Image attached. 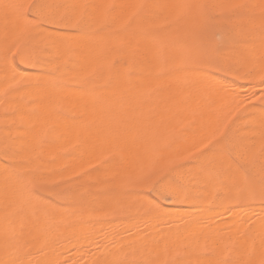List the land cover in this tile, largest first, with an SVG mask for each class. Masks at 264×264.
Returning <instances> with one entry per match:
<instances>
[{"label":"snow or ice","instance_id":"1","mask_svg":"<svg viewBox=\"0 0 264 264\" xmlns=\"http://www.w3.org/2000/svg\"><path fill=\"white\" fill-rule=\"evenodd\" d=\"M0 8L16 17L15 28H6L0 37L6 48L0 59L6 70L20 77L5 81L0 96L22 90L17 84L33 87L38 93L53 90L57 103L71 93L76 95L82 113H91L100 120L94 138L84 134L87 125L73 129L71 142L61 146L50 163L73 162L55 170L33 167L31 158L21 163L5 145L0 155V204L9 226L0 236V264H34L33 248L28 242L33 221L50 224L55 221L54 203L62 206L59 201L83 202L82 191L95 195L97 185L88 181L93 172L110 165L118 171L107 182L120 189H147L140 195L149 197L143 204L149 215L159 211L162 200L187 202L182 199L186 193L184 173L191 175V170H196L198 183L226 189L241 206L252 207L259 201L261 213L234 221L229 229L233 235L223 248H210L206 243L200 249L212 256L220 254V259H212L209 264H242L224 253L248 242L255 245L258 241L264 248V0H61L57 4L18 0L0 4ZM220 23L225 24L223 34L216 42L207 43L205 34ZM48 25L56 27L45 34ZM69 31L74 36L93 38L92 45L81 52L80 42L66 37ZM159 35L165 38L144 50L132 43L137 36ZM257 43L261 68L238 77L248 80L251 88L249 92H238L227 80L233 74L232 55ZM60 46L72 54V59L47 73L51 79L46 84H30L29 78L17 71L20 65H34L43 52ZM252 58V54L245 57ZM145 72L150 75L142 76ZM137 77L147 83H137ZM173 83L190 90L185 100L166 104L161 113L149 116L147 127L131 135L117 118L122 101L132 96L146 100ZM192 92L196 97L223 93L230 100L228 113L215 122L204 121L200 118L202 107L190 103ZM256 99L260 101L258 114ZM185 110H190V115L182 117ZM48 143L46 131L37 134L33 140L36 154ZM88 157H94L96 163ZM40 232L43 240L36 252L43 255L49 241L47 229L41 228ZM185 241L186 236L177 232L143 246L139 255L97 259L93 264H184L178 257L192 251ZM35 264L75 262L50 260Z\"/></svg>","mask_w":264,"mask_h":264},{"label":"rangeland","instance_id":"2","mask_svg":"<svg viewBox=\"0 0 264 264\" xmlns=\"http://www.w3.org/2000/svg\"><path fill=\"white\" fill-rule=\"evenodd\" d=\"M1 1H6V2H8V3H10V0H1ZM1 1H0V4H2L1 3ZM12 2L11 3H14L15 1H18V0H11ZM26 1V3L27 2H33V3H45V1H46V3L47 4H57V3H60L61 2V0H53V1H50L49 2V0H23V2H25ZM57 1V2H56ZM118 1V0H117ZM150 1H151V3H155V2H157L158 0H144V2H147V3H150ZM166 1V0H165ZM225 1L226 0H216V2H218V3H225ZM159 2H164V0H159ZM169 3H172V2H177V0H175V1H168ZM195 2H205V0H195ZM10 12V11H9ZM7 13L6 15L7 16H5V11L3 10L2 11V9L0 8V34H2V36H3V34H4V32H5V29L7 28V29H9V30H11V29H13V28H15V26H16V17L14 18V13H12V15H13V17H11L10 15V13ZM10 14V15H9ZM9 16V17H8ZM14 18V19H13ZM12 19L14 20V21H12ZM7 20H8V22H7ZM1 21H3V22H1ZM10 22L12 23V26H11V24H10ZM14 22V23H13ZM189 23H191V21H188ZM233 24H238V23H240L239 21H233L232 22ZM6 26H8V27H6ZM4 27V28H3ZM56 26L55 25H48V26H45V29H44V31H45V33L48 31H52L54 28H55ZM47 28V29H46ZM225 28V24L224 23H220V24H218V25H216L214 28H212V29H210L206 34H205V36H204V40L207 42V43H209V44H212V43H214V42H216L217 41V39H218V37H220L222 34H223V29ZM50 29V30H49ZM47 30V31H46ZM71 33V31H69V33H66V34H70ZM72 35V34H71ZM2 36H0V37H2ZM142 38V37H144V36H137V37H135L134 39H133V41L132 42H135L136 40H137V38ZM144 38H146V39H149L151 42H153L154 44L156 43V42H158V41H161V40H163L165 37L163 36V35H159V36H156V37H144ZM0 46H1V48H0V57H2V55H4V52H2L3 50H5L6 48H5V46L2 44V43H0ZM4 46V47H3ZM6 52V51H5ZM249 54L248 53H246V52H244L243 50H240L239 52H237V53H235V54H233L232 55V58H231V63H232V65H233V74L231 75V76H228L227 77V80L228 81H230L231 83H230V86H238L239 88H235L238 92H242L243 91V87L245 88V86H246V88L244 89V92H246L248 89V92L250 91V87L248 86V85H250V82L248 81V80H246V79H243V78H238V77H243V76H245V75H248V74H250V73H253V72H258L259 70H260V67H257V63L254 61V59L252 58V59H248V60H246L245 59V57L246 56H248ZM238 61V63H236ZM241 63L243 64H245L244 66H240L241 65ZM37 64L38 63H36V64H34V65H28V64H25V65H20L19 66V68H18V70L17 71H20L21 70V73H25V74H40L42 71H40V66L38 67L37 66ZM64 64V63H63ZM62 64V65H63ZM74 66V65H73ZM5 67V65L3 64V62H2V59H0V70L1 69H3ZM22 71H25V72H22ZM49 73V72H48ZM137 78H139V77H137ZM146 81V80H145ZM145 81L144 80H137V83H145ZM147 82V81H146ZM247 83V84H246ZM175 85H176V87L178 86L176 83H173L172 84V86L171 85H169V87L167 86V87H164V88H161V89H158L157 90V92L153 95V96H151L150 98H148V100L146 99H143V98H139V97H136V96H134V97H136V98H138L137 100V102H136V100H134V99H136V98H134L133 96H132V98H134L133 99V101H131L132 99L131 98H129V97H127V98H125L124 100H123V102H122V104H123V110L121 109V113L119 112L118 113V119H120L122 122H123V124H124V126L127 128L128 126H126L127 124H130V125H132V126H129L128 127V131H129V133L131 134V135H134L135 133V131L133 130V129H135V130H137V131H139V129L141 130V129H143V128H145V127H147V123H148V118H149V115H156V113H157V111L160 113V112H162V107H164V103L165 104H174V103H179L180 101H178V100H176V98L175 97H179V96H181L182 95V92H180V91H182L185 87H182L183 85H181L180 86V84H179V86L180 87H177L178 88V91L176 90V87H175ZM16 87H21L22 88V85H20V84H17L16 85ZM242 87V90H238V89H240ZM166 88L168 89V91H166ZM179 88H181V89H179ZM248 88V89H247ZM234 89V88H233ZM180 90V91H179ZM177 91V92H176ZM186 91V90H185ZM187 91H189V89H187ZM186 91V92H187ZM168 93V94H167ZM177 93H179V96H176L177 95ZM181 93V94H180ZM194 92H192V94H193ZM186 94V95H185ZM188 94H189V92H187V93H183V96L185 95V96H188ZM211 94L213 95V98H214V95H215V100L217 99V103H218V107L216 106V107H214L215 105H214V101H213V103H211L212 102V100H213V98H210V96H211ZM211 94H207V95H201L200 97H197V98H199V99H201V101H199L200 103H202V104H200L201 105V107H206L207 108V110L209 111V112H207V110H206V108L205 109H203L202 110V112L200 113L201 115H200V118H205V116H206V119H203L204 121L205 120H207L206 122H210V123H212V122H215L216 120H215V118H218V116H219V118L218 119H221L220 118V116L222 115V119L226 116V114L228 113V111H229V108H230V100H229V98H223V97H225V96H223V94H221L218 98H217V94L218 93H216L215 94V92H213V93H211ZM220 94V93H219ZM169 95V96H168ZM161 96V97H160ZM171 96V97H170ZM184 96V97H185ZM37 97H39V96H37ZM37 97H36V99H34V98H31V97H28V96H25V97H16V98H11V97H3L0 101V155H2V153H3V150H4V147H5V145H8L10 148H11V152H12V156H13V158L15 159V160H17V161H19V162H21V163H23L26 159H28V158H31L32 160H33V167H35L36 165H40V166H42V164H43V166L42 167H46V168H50V169H53V170H55V169H58L60 166H61V164H67V163H72L73 161H71V160H61V161H59L58 162V164L57 163H55V165L54 164H52V163H50V161H51V159H52V157L53 156H57V154H58V151H59V148L61 147V145L63 146H65V143H67L66 145H68V142L67 141H65V140H68V136H67V134H69V132L67 133L66 131H69V128L70 129H72V128H76L78 125H81V124H84V125H87V128H86V130H87V132L89 133V134H85V135H89L90 136V138H94L95 136L94 135H96V133H97V130H98V127L100 126V120L97 118V117H95V116H93L91 113H89V115L90 116H88V118H90L91 120H89L88 121V118H87V121L85 120L86 118V113H84L85 115H81L82 114V110L80 109V108H78L79 106H77L76 107V105L75 104H77V103H75L73 106H74V108L76 109V110H81V112L79 113V110H78V112H76V113H79V115L78 114H76L75 112H71L70 113V115L68 114L69 112H68V110L70 111V109L73 107H69V106H66V105H64V103H57V101L56 100H54V99H52L53 97H48V98H45V97H43V96H40V98H38L37 99ZM184 97H182V99L183 100H185V98ZM222 97V99L224 100V101H221V102H219V98H221ZM9 99V102L7 101L8 99ZM27 98V99H26ZM45 98V99H44ZM51 98V100H48L49 102H47L48 104H46V100L47 99H50ZM66 98H67V96H66ZM72 98H74V97H71V98H69L70 100H72ZM76 98V97H75ZM74 98V99H75ZM129 98V99H128ZM181 97H179L178 99H180ZM194 98H196V96H195V94H193V96H192V100H191V102L193 101V99ZM208 98V99H207ZM7 99V100H6ZM44 99V100H43ZM64 99V101H65V98H63ZM68 99V100H69ZM141 99V100H140ZM161 99V100H160ZM164 99V100H163ZM182 99H180V100H182ZM209 99H211V101H210V104H208L209 102ZM222 99H220V100H222ZM225 99H228V100H225ZM3 100L5 101V102H3ZM36 100H38V101H36ZM43 100V101H42ZM67 100V101H68ZM166 100H168V101H166ZM196 100V99H195ZM63 101V102H64ZM76 101H78L77 99H76ZM157 101V102H156ZM162 101V102H161ZM166 101V102H165ZM178 101V102H177ZM13 103V105H11L12 103ZM18 103L17 104V106H16V104L15 103ZM42 102H45V103H43L42 104ZM71 102V101H70ZM72 102H73V100H72ZM134 102V103H133ZM146 102V103H145ZM158 102H160V103H158ZM182 102V101H181ZM222 102H223V107L221 108V104H222ZM11 103V104H10ZM19 103H20V106L22 105V107H20L19 106ZM33 105V104H39V106L42 104V105H44V104H46V105H44V106H40L41 108L43 107V109L44 108H46V109H49V110H47V114H45L46 115V117H49L50 116V112H52L53 111V114L51 113V116H50V118H51V120H49V119H47L45 116H44V114L42 113V112H45L46 113V111H44V110H46V109H42L41 111L42 112H40V107H38V106H36L35 107V105H33V106H30L31 104ZM57 103V104H56ZM67 103V102H66ZM65 103V104H66ZM132 103H133V105H132ZM193 103V102H192ZM216 103V104H217ZM227 103H229V104H227ZM255 103L257 104V111H256V113L258 112L259 113V103H260V101H259V99H256L255 100ZM28 104H30V105H28ZM67 104H69V103H67ZM127 104V105H126ZM129 104V105H128ZM138 104H139V106H138ZM158 104V105H157ZM196 104H198V103H196ZM3 105V106H2ZM26 105V106H25ZM28 105V106H27ZM78 105V104H77ZM131 105V106H130ZM155 105V106H154ZM161 106V108L159 109V107ZM203 105V106H202ZM224 105H228V107H226V106H224ZM16 106V107H15ZM23 106L25 107V109L23 108ZM32 107V108H30V107ZM53 106V107H52ZM135 106H137V107H135ZM146 108H145V107ZM159 106V107H158ZM3 107V108H2ZM18 107V108H17ZM19 107H20V110H19ZM40 108L39 110H38V108ZM51 107V108H50ZM54 107H56V108H54ZM69 107V108H68ZM138 107H139V111H138V113L139 114H136L137 112V110H138ZM143 107V108H142ZM226 107V108H225ZM30 108V109H29ZM74 108L73 109H71V110H73V111H75L74 110ZM78 108V109H77ZM136 108H137V110H136ZM216 108V109H215ZM220 110V111H217L218 109ZM224 108V110H222L221 111V109H223ZM32 109V110H31ZM53 109V110H52ZM57 109V110H56ZM210 109V110H209ZM227 109H228V111H227ZM17 110H18V113H19V115H20V112L21 113H23L22 115H28L29 113V118H27V117H25L26 118V120H25V118L24 119H22V115H18V113H17ZM25 110V111H24ZM153 110V111H152ZM205 110V112H203ZM32 111V112H31ZM67 111V112H66ZM151 111V112H150ZM187 111V114H188V112H189V114L188 115H190V110L188 111V110H186ZM130 112H132V113H130ZM150 112V113H149ZM185 112V111H184ZM222 112V113H221ZM223 112H224V115H223ZM226 112V113H225ZM34 113V114H33ZM62 115H61V114ZM66 113H67V116H66ZM72 113H74V114H72ZM155 113V114H154ZM204 113H206V115L204 116L203 114ZM208 113H210V118H209V116H207L208 115ZM219 113V114H218ZM221 113V114H220ZM36 114V115H35ZM43 114V115H42ZM158 114V113H157ZM49 115V116H48ZM54 115H56V119H58V120H61L64 116H66V119L68 118V115L71 117V119H70V117H69V119H67V120H65L64 118V121H61L62 123L64 122V124H65V121L68 123V126L65 124H63L64 126H62V125H59L60 127L62 126L63 127V130H62V133H64V132H66L67 134H60V133H58L59 131L61 132V128L58 126V129L55 127L56 126V119H54V117H53V119H52V116H54ZM59 115L61 116L60 118H59ZM88 115V114H87ZM138 115V116H137ZM140 115V116H139ZM143 115V117H141ZM7 116V117H6ZM33 116H34V118H33ZM91 116H92V118H91ZM130 116V117H129ZM133 116L135 117V118H133ZM187 115L186 114H183L182 115V117H186ZM207 117L209 118V119H207ZM7 118V119H6ZM8 118H10V119H8ZM14 118H16V119H14ZM30 118H32L31 119V122H30V124H29V120H30ZM46 119L47 120V122L45 121H43L42 119ZM80 118H84V120L82 119V120H80ZM145 118V120H143ZM5 119V120H4ZM35 119V120H34ZM44 119V120H45ZM73 119V120H72ZM142 119V120H141ZM7 120H9L8 122L9 123H7ZM23 120H24V124H23ZM28 120V122L27 123H25V121H27ZM38 120V122H36ZM39 120H40V122H39ZM51 121V122H49V121ZM56 121L54 124V126L53 125H51V123H52V121ZM79 120V121H78ZM97 120V121H96ZM124 120V121H123ZM141 120V122H139ZM4 121H6V122H4ZM34 121V122H33ZM98 122L97 124L96 123H94V122ZM137 121V122H136ZM35 122H36V124H38V125H36L35 126V128H37V129H35L34 128V130H33V128L32 127H34V125H35ZM59 122V121H58ZM61 122H60V124H61ZM74 122H76L75 124H74ZM91 122V123H90ZM34 123V124H33ZM47 123L49 124V126L47 125ZM69 123H70V125H69ZM87 123V124H86ZM89 123V124H88ZM132 123V124H131ZM27 124V125H26ZM29 124V125H28ZM42 125L41 127L43 128H40V126L39 125ZM45 124V125H44ZM59 124V123H58ZM78 124V125H77ZM91 124V125H90ZM92 124H94V126H92ZM135 124H137V125H135ZM76 125V126H75ZM97 125H98V127H97ZM53 126V127H52ZM67 126V127H66ZM70 126V127H69ZM73 126V127H72ZM90 126V127H89ZM137 126V127H136ZM7 127V128H6ZM92 127H93V129H92ZM132 127H133V129H132ZM39 128V129H38ZM56 128V129H55ZM16 129V130H15ZM19 129H21V132L19 131ZM24 129L26 130V132H27V134H26V132L24 131ZM40 129H42V130H40ZM55 129V130H54ZM65 129H66V131H65ZM37 130V131H36ZM38 130H39V132H38ZM5 131V132H4ZM17 131H18V133H17ZM35 132V134L37 135L38 133L39 134H41L42 133V131L43 132H47V135H48V139H49V143L43 148V150L40 152V154L39 155H36V152L34 151V147H33V140H34V137H35V134H34V132ZM57 131V132H56ZM73 131V130H72ZM92 131H94L93 133H95V134H93L92 133ZM132 131V132H131ZM136 131V132H137ZM8 132H9V134H8ZM29 132V133H28ZM70 132H71V130H70ZM21 133H25V134H23V135H21ZM49 133V134H48ZM72 133V132H71ZM85 133H86V131H85ZM90 133H92V135L94 136V137H91L92 135L90 134ZM30 134V135H29ZM73 134V133H72ZM72 134H70V135H72ZM27 135V136H26ZM50 135H52V136H50ZM61 135L63 136V137H61ZM28 137V138H27ZM30 137V138H29ZM32 137H33V139H32ZM55 137V138H54ZM58 138V140L60 139V141L59 142H61L60 144L58 143V140H56L57 138ZM65 137L67 138V139H65ZM70 137H73V135L72 136H70ZM26 138V139H25ZM23 139H25L24 141H23ZM30 139H32V140H30ZM22 141V142H21ZM5 142V143H4ZM27 142V143H26ZM65 142V143H64ZM71 142V139H70V141H69V143ZM25 143V144H24ZM31 144V145H30ZM51 146V147H50ZM20 147H22V149H20ZM50 150L51 148V151H52V154H53V156H52V154H51V152H49V154L48 153H46L45 151H48V149ZM57 147V148H56ZM182 147V146H181ZM44 149H46V150H44ZM23 151V152H22ZM55 154H54V153ZM47 155V156H46ZM41 158V159H40ZM89 159H91L92 158V161L93 162H95L96 160H95V158L94 157H88ZM60 164V165H59ZM49 165V166H48ZM2 166V165H1ZM0 166V167H1ZM113 166H115V165H110V166H108L107 167V169L106 170H101L100 172H93V175L90 177V178H93L92 180L91 179H89V181L88 182H92V183H96V188L93 190L94 191V193H95V195H92V196H88L87 195V193L86 192H83L82 191V196L83 197H85V199L83 200V202H76V201H71V200H69V201H59V204L60 205H62L63 207H64V209H66V210H64V209H62V207L61 206H57V204L56 203H54L53 204V206H52V210H53V213H54V215H55V217H56V219H55V221L54 222H52V223H50V224H45L43 221H41V220H39L40 222H41V225L39 226V223H38V225H37V221L35 220V221H33V226H32V228H34V230H35V232L39 229H37L36 227H40V229L43 227V228H46L47 229V236H49L50 234H49V232H50V230H51V235L52 234H54L53 233V231H54V228H55V232H56V230L57 229H63L62 227H65V229H63V231L70 237V238H72V240L73 239H75V241L77 240L75 237L77 236V238H78V236H80L81 238H82V234L85 232L83 229H85V230H87L91 225H84L83 226V229H82V226L81 225H83V224H81V223H78V224H81V225H79L80 227H81V229L84 231L83 233H80V232H82L81 231V229H80V231H79V228L80 227H75L76 225H75V221H73L74 220V218H72L73 216L75 217V215H76V217H75V219L77 220V218L79 217L78 216V214L79 215H82V213H83V215L82 216H84V217H82V218H80V221L79 222H81V220H83V219H85V221L86 222H84V223H87L88 221L87 220H89V222H90V224H91V222L92 223H94V221L93 220H97V222H96V226L98 225V227H96V230H97V228H101L102 229V227H103V231L102 230H100V233H99V231L97 232H95L94 231V229H93V227L92 226H94L95 225V223H94V225H92L90 228V230H92L93 232H95V235H96V233H97V235H101L102 237H100V235L98 236V239L100 240H97V237H95L93 240H95L94 242L95 243H93V240L91 239V244H95V246L96 245H101V243H102V245H101V247L100 248H98L99 250L101 249L102 251H103V253L101 254V251H97L95 248V246L94 245H90V243H88V245H89V248H91V247H93V249H94V251H93V253L91 252L92 250L91 249H89L88 248V245L86 244L85 246L86 247H84V244H85V242L84 241H90L89 239L87 240H85V239H82V240H84L83 242H81L80 240H77V241H79L82 245L81 246H83V247H80L79 248V245L76 247L77 248V251H80L81 250V248H82V250H85L86 248L87 249H89V250H85V252L83 251V253L81 252H79L80 254H81V256L82 255H84L85 253H87L88 254V252H89V254L87 255L88 257H87V259L86 260H84L83 259V257H85V256H82V258H81V256H80V264L81 263H83V264H85V263H87L88 261H89V263H87V264H90V262H91V264H93V262L91 261L92 259H93V261L95 260V258H96V256L97 255H99L100 254V257L102 256V255H106V254H108V252L110 253V251H107V250H110L111 249V245H112V243L114 244V242H110V238L112 239V237H114L113 235H115L114 233V229L116 230H118V229H120L121 227H123V226H121V224L120 223H122V221H123V223H125L124 221H126V224H128V230H130V228L129 227H131V226H129L130 224L129 223H127L128 221L130 222L131 220V222H133V220H137V222H138V224L140 225H142L143 226V224H145L141 219H143V216L145 215L146 216V214H147V209L146 208H144L143 207V204H144V201L145 200H147V199H149V197H147V196H144V195H140L141 193H146L147 192V189L146 188H144V187H136V188H131V189H120V188H118V187H115L112 183H110V182H107V181H110L115 175H116V171H118V169H117V167L115 166L114 168H113ZM110 168H111V171H109L110 170ZM114 169V170H113ZM109 173H108V172ZM102 172V173H101ZM106 172H107V174H106ZM104 173L106 174V175H108V176H105L104 175ZM111 173V174H110ZM113 173V174H112ZM188 173L189 172H185L184 173V183L186 184V193H185V196L184 197H182V199H185L186 201H187V203L186 202H176L175 200H172V201H169V200H162L160 203H159V205H158V208H159V213L158 212H156V213H158V214H156L155 215V213H153V215H155V217H157V218H159L157 215H159V216H164L165 218H166V220L168 219L167 217H168V215H162L161 214V210L162 209H176V210H171L172 212H170V214H171V216H173V217H175V216H177V214L179 215L180 213L179 212H177V210L179 211V209H180V211H182L183 210V212L185 213V212H187V213H189V212H191V213H189V215L190 216H188L187 217V214H185V217H181V218H179L180 217V215L178 216V222H177V218H176V222H177V225H176V223H175V221H173V219H175V218H173L172 219V217L171 216H169V217H171L170 219H168L167 221L166 220H163V221H165L164 223L166 224H161L162 223V220H161V223H160V221H158V220H160V218L157 220V223H156V220L154 221V218L153 219H151V220H153V222H155L156 224V228L158 229V227H157V225L160 227V229H164V226H166L165 228H167L168 226L169 227H171L172 228V226L174 227V228H172V229H175V230H177V228L182 224V223H184L185 224V226L184 225H181V226H184V228L187 226V224H188V220L190 219V217H191V215L193 216V215H195V216H193V217H196L198 214H200L201 212H206L205 210H207V212H208V210H210V211H212L213 210V212H215L214 211V209L215 210H217L218 208V212L220 213V211L219 210H223V208H227L226 210H223V211H225L224 213L225 214H221V215H219V213H217V211L215 212V213H209V215L210 216H212L209 220L211 221V222H209V223H211L212 224V220H215L216 222H217V220L218 219H212V218H214L213 217V215L214 214H216L217 216L216 217H218V216H220V217H218L219 218V220L218 221H220V219H221V221L219 222V224L222 222V219L223 220H226L227 221V219H228V223L227 222H225V224L227 225V224H229V222H230V224H229V229L230 228H232L233 227V225H232V223L235 221V222H237L235 219H236V215L234 214V213H238V217H237V219L238 220H240L239 219V217L240 218H242V220H244V219H247L246 217H250V216H252L253 214H251V213H253V212H255V213H260V211H261V209L260 210H258V208H260V206L258 205L259 204V201H257V202H255V204L253 205V207H256V206H258V208H256V210H252V209H254V208H248L247 206H241V204H240V202L239 201H236V200H233V199H231L230 197H229V195H228V193H227V190L226 189H223V188H221V187H219L218 185H216V184H210V186H209V184H206V186H205V184H200L199 183V185H197L198 183H197V180H198V176H195L194 178H192L194 175H197V173H196V170H191V175H189L188 176ZM99 174V175H98ZM95 175V176H94ZM96 175H97V178H96ZM111 177V178H110ZM58 178V177H57ZM106 178V179H105ZM97 179V180H96ZM195 180V181H194ZM104 181H106V182H104ZM100 182H101V184H100ZM109 183H110V185H109ZM207 188H209V189H207ZM199 190H201V191H199ZM204 190V191H203ZM221 190V191H220ZM203 191V192H202ZM205 191H206V193H205ZM223 191H225V193H223ZM195 192V193H194ZM125 193H127V194H125ZM188 193H190V194H188ZM201 193V194H200ZM132 195V196H131ZM138 195V196H137ZM190 195V196H189ZM205 195V196H204ZM189 196V197H188ZM204 196V197H203ZM53 198H52V200L53 201H56V197L53 195L52 196ZM95 197H97V198H95ZM144 197H145V199H144ZM210 197V198H209ZM217 197V198H216ZM222 198L223 200H221V199H219V198ZM55 198V199H54ZM190 198V199H189ZM192 199V200H191ZM142 200V201H141ZM216 200V203H214V201ZM219 200H221V204H219L220 202H219ZM174 201V202H173ZM192 203H191V202ZM93 202H95V203H93ZM165 202V203H164ZM95 204V205H94ZM100 204H102V205H100ZM186 204H188V205H186ZM216 204V205H215ZM215 205V206H214ZM219 206L217 209H216V206ZM256 205V206H255ZM162 206V207H161ZM225 206V207H224ZM66 207H68V208H66ZM195 207L196 208H198L197 210H198V214H194V213H196L197 212V210H192V208L193 209H195ZM200 207H202V209H203V211H202V209H200ZM221 207H222V209H221ZM228 207H229V209H231L232 208V211L231 210H229L228 209ZM238 209H237V208ZM240 207V208H239ZM243 207V208H242ZM2 208H3V206L2 205H0V211H1V213H0V219L1 220H4V215H3V210H2ZM71 208V209H70ZM95 208V209H94ZM234 208V209H233ZM246 208H248V210L250 211V209H251V213H249V211L247 210V215H246ZM59 209H62L63 210V213L65 212L66 214L68 213V215H66V216H64L63 217V215L60 217V213H62V211H60L59 212V215H58V211H59ZM130 209V210H129ZM146 209V210H145ZM186 209V210H185ZM127 210H129V211H127ZM132 210V211H131ZM190 210V211H189ZM192 210V211H191ZM236 210H238V211H236ZM161 211V212H160ZM196 211V212H195ZM227 211H228V213H227ZM230 211H231V213H233V215H235L233 218H232V221H229L230 220V216L232 217V215H230ZM245 211V212H244ZM253 211V212H252ZM103 212V213H102ZM130 212V213H129ZM137 212H138V214H137ZM182 212V213H183ZM240 212H241V214H240ZM77 213V214H76ZM203 213H201V215H203L204 217V220L206 219V222H203V223H201L202 221H204V220H202L203 218H201L200 216L198 217H196V218H199V219H201V222H200V220H197L198 222H200L201 224H205L206 225V227L203 225H201V227H205V229L206 228H208L207 227V224H208V219L207 218H205V216H208V215H206L205 213L203 214ZM243 213V214H242ZM244 213H245V217H244ZM71 214H73V216H71ZM75 214V215H74ZM106 215V217H105V215ZM131 214V215H130ZM169 214V215H170ZM228 215V216H225V215ZM175 215V216H174ZM182 215V214H181ZM184 215V214H183ZM182 215V216H183ZM230 215V216H229ZM241 215V216H240ZM88 216V217H87ZM148 216H150L149 214H147V218H148ZM152 216L151 217H149V218H152ZM221 216H223L222 218H221ZM71 219H70V218ZM104 217V218H103ZM138 217H140L141 219V221L143 222V224L141 223V221L139 220V218ZM187 217V218H186ZM193 217H191V219L193 218ZM215 217V218H216ZM60 218V219H59ZM68 218V219H67ZM86 218H88V219H86ZM136 218V219H135ZM145 218V217H144ZM186 220H185V219ZM255 218V217H254ZM58 219V220H57ZM62 219V220H61ZM66 219V220H65ZM70 219V220H69ZM73 219V220H72ZM102 219H104V221L102 220ZM107 219H109V220H107ZM122 219V220H121ZM163 219V218H162ZM172 219V222L173 223H175V225H172V222L170 221ZM184 219V220H183ZM212 219V220H211ZM79 220V219H78ZM98 220H100V222H101V220H102V223H99V221ZM114 220V221H113ZM118 220H121V222L119 223L120 224V228L116 225V227H118V228H113L114 226H112L111 227V223L112 222H115V224L117 223L116 221H118ZM139 220V221H138ZM144 220V219H143ZM145 220H147V219H145ZM150 220V219H149ZM149 220L148 221H145L146 223L147 222H149ZM151 220H150V222H151ZM180 220V221H179ZM70 221V222H69ZM84 221V220H83ZM109 221H111V223H109ZM134 221V222H135ZM168 221H170V223H168ZM181 221H185V222H187V223H185V222H182V223H180ZM196 221V220H195ZM241 221V220H240ZM88 222V223H89ZM130 222V223H131ZM140 222V223H139ZM149 222V223H150ZM192 222V225H191V223H190V225H189V227H194V226H198V223H197V225H193V220L191 221ZM2 223V222H1ZM3 223H5V221L3 222ZM2 223V224H3ZM35 223H36V225H35ZM56 223V224H55ZM69 223V224H68ZM99 223V224H98ZM136 223V222H135ZM148 223V225H150V224H153L154 225V223H150L149 224ZM218 223V222H217ZM7 224V223H6ZM43 224V225H42ZM52 224V225H51ZM57 225V226H59V228H57V226H54V228H52V226L53 225ZM66 224V225H65ZM102 225V227H101V225ZM180 224V225H179ZM210 224V225H211ZM214 224H215V222H214ZM45 225V226H44ZM72 225V227H71V229H70V227L69 226H71ZM147 225V224H146ZM146 225H144L143 227L142 226H140L139 227V229H137L139 232H144L145 231V229H146ZM147 225V226H148ZM161 225H162V228H161ZM168 225V226H167ZM213 225V224H212ZM211 225V226H212ZM216 225V224H215ZM1 226V225H0ZM4 226V225H3ZM9 226V225H8ZM61 226V227H60ZM100 226V227H99ZM127 226V225H126ZM210 226V227H211ZM214 226V225H213ZM68 227V228H67ZM73 227H75V228H77L76 229V231H78V232H76V233H74V231L73 230H75V228L73 229ZM144 228L145 227V229H144V231H143V229L142 228ZM188 226H187V229L189 228ZM195 227V228H196ZM198 227H200V224H199V226ZM209 227V228H210ZM3 228V227H2ZM112 228V229H111ZM125 229L124 230H126V227H124ZM138 228V227H137ZM170 228V229H171ZM180 228V227H179ZM179 228H178V231H179ZM181 228H183V227H181ZM180 228V229H181ZM183 228V229H184ZM52 229H53V231H52ZM59 229V230H60ZM68 229V230H67ZM73 229V230H72ZM111 229V230H110ZM142 229V230H141ZM159 229V230H160ZM183 229H181L182 231H183ZM202 229V228H201ZM201 229H200V232H202L201 231ZM204 229V231H206ZM3 230H5V228L3 229ZM33 229H32V233H35V232H33L34 231ZM59 230H57V231H59ZM90 230H87V231H89L90 232ZM127 230V231H128ZM180 230V231H181ZM185 230V229H184ZM196 230V235H197V228L195 229ZM194 230V231H195ZM199 230V229H198ZM203 230V229H202ZM226 230V229H225ZM0 231H1V229H0ZM49 231V232H48ZM68 231V232H67ZM71 231H72V234L74 233V234H76V236L73 238L72 237V235H70L71 234ZM114 232L113 233V235H112V237H111V235H110V232ZM119 231V230H118ZM131 231L132 230H130V232L129 233H131ZM177 231V232H178ZM179 231V232H180ZM181 231V232H182ZM190 231H192L191 229H190ZM193 231V232H194ZM204 231H203V233H200L199 231V233H200V236L198 235L197 237L195 236V235H193V234H195V232L193 233V232H190L191 234H189V236L190 237H192V239L188 236V235H186V241L185 242H189L190 240L189 239H191V240H193L194 238H193V236L195 237V238H197V239H199L200 238V240H198L197 241V239H195V241L198 243V244H201V245H195V243H194V241H193V243H194V246L192 245V244H188L189 246V248L192 250L191 252H190V254H188V255H185V256H182V257H178V259H181L183 262H184V264H197V261L194 259V256H195V258H196V256H197V254H198V260H199V258H200V260H199V262H198V264H209V262H202V261H204V259L205 258H203V256L205 257V256H207L206 257V259H207V261H210V260H212V259H214L213 258V256L212 255H209V254H207V253H203V252H201L200 251V249H202L203 247H204V245L206 244H204V241H205V239L207 238V239H211L212 240V238L213 239H216V238H218V236L219 235H221V234H219L217 237H212L211 238V234L213 233V232H210V231H208L207 230V232H205L204 233ZM40 232V231H39ZM62 232V231H61ZM60 232V233H61ZM64 232H62L63 234H64ZM70 232V233H69ZM101 232H102V234H101ZM120 232H121V230H120ZM127 232V233H128ZM171 232H173L172 230H171ZM176 232V231H175ZM183 232H185V231H183ZM31 233V232H30ZM30 234V236L28 237V238H30V239H28V242L29 243H31V245H35L34 247L32 246V248H33V259H36V261H38V259L37 258H41L40 256V254H38L37 255V253L38 252H36L35 253V251H36V249H39L40 247H41V244L42 243H39V242H42V237H40L41 236V232H40V235L39 234H37V237H39V238H41V239H39V238H37L36 239V237H34V236H36V234L35 235H33V234ZM61 233V234H62ZM69 233V234H68ZM87 233V232H86ZM90 233H92V232H90ZM89 233V234H90ZM99 233V234H98ZM193 233V234H192ZM198 233V234H199ZM221 233V232H220ZM226 232H224V230H223V235L224 236H222V240H223V237H225L226 235ZM227 233H228V235H230V234H233L232 232H229V230L227 231ZM2 234H3V231L0 233V236H2ZM77 234H79V235H77ZM119 234H121L122 235V232L121 233H119ZM173 234H174V232H173ZM184 235L186 234V233H183ZM188 234V233H187ZM214 234V233H213ZM212 234V235H213ZM55 236V238L53 239V236H51L52 237V241L54 240L55 242H57V243H55L54 241H53V243H52V241L50 240V243H49V249L47 250V247H45L43 250L46 252L47 251V253H51L50 251L51 250H53V245H54V247H55V249H56V245L55 244H57V247H59L60 248V246H61V244H62V247H61V249L63 250V253H61L62 252V250L61 249H59V248H57V249H59V250H61L60 251V253H58V254H60L59 256L61 257V254H63L62 256H63V258H60V259H62L63 261H65V260H70V261H74L75 262V264H77L78 263V261H76V259H72V256H74V254L72 253V252H74V253H76L77 251H75L76 250V248L75 247H72V246H74V245H71V249L73 250H69V244H71V243H69L68 244V242H67V240L68 241H70V238H68L67 240H65L66 239V237H67V235H66V237H63V236H65V235H63L62 236V238L64 239H62L61 238V236H59V235H57V237H56V234H54ZM84 235V234H83ZM87 234H85V236H86ZM93 235H94V233H93ZM93 235H91V236H93ZM96 235V236H97ZM120 235V236H121ZM192 235V236H191ZM205 235H206V237H205ZM217 235V234H216ZM227 235V237H230V236H228ZM31 236H32V238H31ZM84 236V237H85ZM110 236V237H109ZM120 236H118V234H117V238L118 237H120ZM187 236L189 237V239L187 238ZM202 236H204V239H203V237ZM213 236H215V234L213 235ZM232 236V235H231ZM83 237V238H84ZM115 237H116V235H115ZM199 237V238H198ZM201 237H202V240H203V243H200L202 240H201ZM219 237H221V236H219ZM48 238V237H47ZM59 238V239H58ZM61 238V239H60ZM87 238H89V236L87 237ZM56 239L58 240V241H60L61 240V244H60V242H58V241H56ZM79 239V238H78ZM220 238H218V240H216V241H218L219 242V244L218 243H216L215 244V240L213 241L214 243H208L209 242V240H206V242H207V244H208V246L211 248V247H215V245L218 247L219 245H221V244H223V242L222 241H220L219 240ZM226 238H224V240H225ZM30 240L32 241V242H30ZM49 240V239H48ZM210 240V241H211ZM223 240V241H224ZM35 241L37 242V243H35ZM66 243H65V242ZM75 241H73V242H75ZM75 242V243H78V242ZM108 241V242H107ZM227 241V240H226ZM33 242L35 243V244H33ZM72 242V243H73ZM100 242V243H99ZM191 243H192V241H190ZM220 242H222L221 244H220ZM225 242V241H224ZM58 243L60 244L59 246H58ZM80 243H78V244H80ZM97 243V244H96ZM99 243V244H98ZM227 242H225V244H226ZM52 244V245H51ZM74 244V243H73ZM108 244H110V246L108 245ZM211 244H214L213 246L211 245ZM224 244V245H225ZM99 245V246H100ZM91 246V247H90ZM103 246V247H102ZM196 246L197 247H199L198 249L196 248ZM222 247V246H221ZM224 247V246H223ZM51 248V249H50ZM75 248V249H74ZM106 248V249H105ZM110 248V249H109ZM112 248H115V244H114V246H112ZM55 249L52 251L53 252V254H55L54 252H56L55 251ZM56 249V250H57ZM197 249V250H196ZM59 250H57V251H59ZM97 252H96V251ZM105 250V251H104ZM43 251V253H45ZM49 251V252H48ZM72 251V252H71ZM88 251V252H87ZM111 253H114V250L113 249H111ZM262 251H263V249H262ZM94 252H95V254H97L96 256L95 255H93L92 256V254H94ZM98 252H100L99 254H98ZM47 253H45L44 254V256L42 255V257H47L48 259H45V260H49V257H52V254H48V255H46ZM68 253V254H67ZM72 253V254H71ZM79 253H77L78 255H79ZM254 253V252H253ZM259 253L262 255V256H264V252H261V249H260V251H259ZM56 254H57V252H56ZM57 254V255H58ZM67 254V255H66ZM77 254H75L76 256H77V258L79 257ZM91 254V255H90ZM250 254L252 255V253H249L248 255H244L245 257L244 258H246L247 256L248 257H250ZM72 255V256H71ZM224 255L227 257V258H233L234 257V253L231 251V252H228V253H224ZM254 256H255V253L253 254ZM35 256H37L36 258H35ZM55 256V258L57 257L56 255H54ZM208 256H210V257H208ZM212 256V257H211ZM218 256V255H217ZM217 256L215 257V259L217 258ZM220 256V255H219ZM218 256V257H219ZM253 256V258H249V261L251 260V262L253 263V259L256 257H254ZM260 256V255H259ZM66 257V258H65ZM71 257V258H70ZM91 257H94V258H91V260H90V258ZM98 257V256H97ZM221 257V256H220ZM261 257V256H260ZM260 257L258 258V259H260ZM54 257H52V258H50V260H54L53 259ZM58 258V257H57ZM56 258V259H57ZM99 258V257H98ZM164 258H166V257H163V256H161V259H164ZM189 258V259H188ZM202 258H203V260H202ZM209 258H212V259H210L209 260ZM243 258V263L245 262L244 259ZM263 257H261V260H264V258L262 259ZM32 259V260H33ZM43 259L44 258H42V261H43ZM59 259V260H60ZM83 259V260H82ZM206 259H205V261H206ZM61 260V262H63ZM191 260V261H190ZM41 261V260H40ZM81 261H83V262H81ZM84 261H85V263H84ZM258 261V260H257ZM34 262V261H33ZM248 262L246 261V264H247ZM260 264V261L257 263L256 262V259L254 260V264ZM34 264H35V262H34ZM79 264V263H78ZM245 264V263H244ZM248 264H250V263H248Z\"/></svg>","mask_w":264,"mask_h":264},{"label":"bare ground","instance_id":"3","mask_svg":"<svg viewBox=\"0 0 264 264\" xmlns=\"http://www.w3.org/2000/svg\"><path fill=\"white\" fill-rule=\"evenodd\" d=\"M0 1H1V0H0ZM13 1H14V0H13ZM27 1H28V0H27ZM36 1H37V0H36ZM50 1H53V0H49V2H50ZM58 1H59V0H58ZM168 1H175V0H166V1L164 0V2H168ZM222 1H223V0H222ZM2 2H3V3H2ZM11 2H12V1L10 0V3H11ZM15 2H18V1H15ZM25 2H26V1H25ZM53 2H54V1H53ZM56 2H57V1H56ZM117 2H118V3H121V2H125V0H118ZM157 2H159V0H158ZM238 2H241V0H226V1H225V3H238ZM1 3H2V4H7L8 2H6V1H5V2H4V1H1ZM54 3H55V2H54ZM150 3H151V1H150ZM168 3H169V2H168ZM45 4H47L46 1H45ZM1 9H2V8H1ZM2 11H3V9H2ZM10 12H11V11H10ZM10 12H9V13H10ZM4 14H5V16H7L6 13H4ZM10 14H11V15H10ZM10 14H9V15H10L11 17H13L12 12H11ZM8 17H9V16H8ZM0 18H1V17H0ZM14 18H15V16H14ZM14 18H13V19H14ZM13 19H12V21H14ZM15 20H16V19H15ZM1 22H3V21H1ZM7 22H8V20H7ZM239 22H240V21H239ZM13 23H14V22H13ZM10 24H11V26H12V23H11V22H10ZM6 27H8V26H6ZM3 28H4V27H3ZM46 29H47V28H46ZM0 30H1V29H0ZM49 30H50V29H49ZM46 31H47V30H46ZM49 32H52V31H49ZM47 33H48V31H47L45 34H47ZM68 33H69V32H68ZM71 34H72V33H70V34H65V35H66L67 38L74 39V40H77V41L80 42V49H81V52L85 51L86 49H88V48L92 45V40H93V38L88 37V36H74V35H71ZM0 36H2V34H0ZM132 43H133V45H134L136 48H138V49H140V50H144V49H146V48H148V47L154 45L153 42H151L149 39H146V38H144V37H142V38L139 37V38H137V40H136L135 42H132ZM3 47H4V46H3ZM0 48H1V46H0ZM241 50H243L244 52H246V53H248V54H252L254 61L258 64L257 67H260V68H261V65H260V63H259L260 49H259V44H258V43H257V45H255V46H247V47H243V48H241ZM5 51H6V49L3 50L2 52H4V54H5ZM2 57H3V55H2ZM2 57H0V58H2ZM71 59H72V54L69 53V52L67 51V49L64 48L63 46L56 47V48H52L51 50H49V51H45V52H43V53L41 54L40 60H39V62H38V64H37L38 67L40 66V71H42L40 74H25V73H23V74L26 75V76L29 78V82H30V84H36V83L46 84V82H47L49 79H51V77L47 76L46 74H47L48 72H51V71L56 67L57 64H61V65H62L63 63L65 64V63L69 62ZM76 59H80V60H82L83 57H82V56H77ZM236 63H238V61H237ZM244 65H245L244 63H243V64L241 63L240 66H244ZM17 70H18V69H17ZM19 72H21V70H20ZM22 72H25V71H22ZM141 75L147 77V76L150 75V73L145 72V73H142ZM14 77H15L16 80H19V79H20V77L16 76V74L13 73L12 71H10V70H6L5 67H4L3 69H1V70H0V88H3V87L6 86V85H5V81L12 82ZM137 80H141V79H140V78H137ZM144 81H145V80H144ZM145 83H147V82L145 81ZM246 84H247V83H246ZM20 85H21V84H20ZM177 85H178L177 87H180V86H181V84H180V86H179V84H177ZM171 86H172V84H171ZM248 86L250 87V85H248ZM168 87H169V86H168ZM175 87H176V85H175ZM177 87H176V90L178 91V88H177ZM182 87H184V86H182ZM230 87H231V88H234V89H235L236 87L239 88L237 85H236V86H233V87L230 86ZM245 88H246V86H245ZM245 88L243 87V91H242V92H244V89H245ZM179 89H181V88H179ZM247 89H248V88H247ZM185 90L187 91L186 88H184L182 91L179 90L180 92H182V95H181V96L176 95V96H179V97H181L180 99H182V97H184V96L186 95V94H185V95L183 96V93H187V92L190 91V90H189V91L186 92ZM235 90H236V89H235ZM238 90H242V87H241L240 89H238ZM248 90H249V89H248ZM248 90H247L246 92H248ZM166 91H168L167 88H166ZM177 91H176V92H177ZM236 91H237V90H236ZM250 91H251V89H250ZM167 94H168V93H167ZM180 94H181V93H180ZM193 94H195V93H193ZM193 94H192V96H193ZM209 94H211V93H209ZM209 94H208V95H209ZM215 94H216V93H215ZM221 94H223V93H220V94L218 93V94H217V98H218ZM188 95H189V94H188ZM218 95H219V96H218ZM25 96H28V97H31V98H34V97H35L34 99H36L37 96H39V97H37V99L40 98V96H43V97H45V98L53 97L52 99H54L55 96H56V93H55L53 90H50L48 93H38L33 87H30V86H29V87H22V90H20V91H11L10 95H8L7 97L16 98V97H25ZM66 96H67V98H66ZM168 96H169V95H168ZM195 96H196V95H195ZM221 96H222V95H221ZM223 96H224V94H223ZM71 97H74V98H75L76 95L71 94V93H68V94L64 95L65 101H64V99H63L64 102H62V103H64V105H66V106H69V105H70L69 107H72V106H73L75 103H77L78 101H76V99H77V97H76L75 99L72 98V100H73V102H72V100L69 99V98H71ZM133 97H134V96H133ZM160 97H161V96H160ZM170 97H171V96H170ZM179 97H178V98H179ZM185 97H187V96H185ZM185 97H184V98H185ZM199 97H200V96H199ZM0 98L2 99L3 96H0ZM45 98H44V99H45ZM129 98H131V99H132L131 101H133V99L136 98V97H134V98L129 97ZM129 98H128V99H129ZM175 98H176V100L180 101L179 103H181V101H182V102L184 101L183 99L180 100V99H178L177 97H175ZM210 98H213V95H212V94H211ZM223 98H228V97L225 96V97H223ZM1 99H0V100H1ZM7 99H8V98H7ZM7 99H6V100H7ZM26 99H27V98H26ZM44 99H43V100H44ZM68 99H69V100H68ZM137 99H138V98H136V99H134V100H136V102H137V101H138ZM195 99H196V100H195ZM207 99H208V98H207ZM220 99H222V97L218 99L219 102L224 101L223 99H222V100H220ZM43 100H42V101H43ZM48 100H51V98L46 100V104H48V103H47V102H49ZM54 100H56V99H54ZM67 100H68V101H67ZM140 100H141V99H140ZM147 100H148V99H147ZM160 100H161V99H160ZM163 100H164V99H163ZM225 100H228V99H225ZM1 101H2V100H1ZM1 101H0V102H1ZM7 101L9 102V99H8ZM36 101H38V100H36ZM70 101H71V102H70ZM166 101H168V100H166ZM166 101H165V102H166ZM178 101H177V102H178ZM199 101H201V99H199V98L196 97V98L193 99V101H192L193 103H192L191 101H190V103H192V104H196V103H198L199 105L202 104V103H200ZM210 101H211V99H209V101H208L209 103H208V104H210ZM213 101H214V105H215L214 107H216V106L218 107L217 99L215 100V95H214V98H213V100H212L211 103H213ZM3 102H5V101L3 100ZM66 102L69 103V104H67ZM74 102H75V103H74ZM122 102H123V101H122ZM156 102H157V101H156ZM161 102H162V101H161ZM229 102H230V101H229ZM11 103H12V102H11ZM11 103H10V104H11ZM13 103H14V102H13ZM13 103H12L11 105H13ZM43 103H45V102H42V104H43ZM62 103H61V104H62ZM65 103H66V104H65ZM133 103H134V102H133ZM133 103H132V105H133ZM145 103H146V102H145ZM158 103H160V102H158ZM216 103H217V104H216ZM15 104H16V106H17L18 103L16 102ZM30 104H31V103H30ZM30 104H28V105H30ZM42 104H41L40 106H44V105H46V104H44V105H42ZM56 104H57V103H56ZM72 104H73V105H72ZM77 104H78V103H77ZM77 104H75L76 107L79 106V105H77ZM160 104H161V103H160ZM167 104H168V103H167ZM227 104H229V103H227ZM28 105H27V106H28ZM33 105H35V107H36V106L40 107L39 104H38V105H37V104H33ZM33 105L31 104L30 106H33ZM75 105H74V106H75ZM126 105H127V104H126ZM128 105H129V104H128ZM157 105H158V104H157ZM165 105H166V104L164 103V106H165ZM222 105H223V102H222V104L220 105L221 108L223 107ZM2 106H3V105H2ZM16 106H15V107H16ZM19 106H20V103H19ZM25 106H26V105H25ZM30 106H29V107H30ZM74 106H73L71 109H73ZM130 106H131V105H130ZM138 106H139V104H138ZM154 106H155V105H154ZM159 106H160V105H159ZM159 106H158V107H159ZM200 106H201V105H200ZM202 106H203V105H202ZM224 106L228 107V105H224ZM20 107H22V105H21ZM20 107H19V110H20ZM38 107H37V108H38ZM52 107H53V106H52ZM69 107H68V108H69ZM135 107H137V106H135ZM144 107H145V106H144ZM226 107H225V108H226ZM2 108H3V107H2ZM17 108H18V107H17ZM23 108L25 109L24 106H23ZM30 108H32V107H30ZM30 108H29V109H30ZM40 108H41V107H40ZM40 108H38V110H39ZM50 108H51V107H50ZM54 108H56V107H54ZM78 108H79V107H78ZM78 108H77V109H78ZM142 108H143V107H142ZM145 108H146V107H145ZM160 108H161V106L159 107V109H160ZM202 108L205 109L206 107L204 106V107H202ZM42 109H43V107L40 109V112H42V111H41ZM44 109H46V108H44ZM44 109H43V110H44ZM71 109H70V111L68 110V112H69L68 114H69V115H70L71 112H75V113H76V112H78V110H79V109L76 110V109L74 108L75 111H73V110H71ZM162 109H163V107H162ZM215 109H216V108H215ZM217 109H218V108H217ZM229 109H230V108H229ZM31 110H32V109H31ZM47 110H49V109L44 110V111H46V113H45V112H42V113L44 114L45 117H46L45 114H47V113L49 112V111L47 112ZM52 110H53V109H52ZM56 110H57V109H56ZM122 110H123V108H122ZM136 110H137V108H136ZM206 110H207V108H206ZM209 110H210V109H209ZM222 110H224V108L221 109V111H222ZM20 111H21V110H20ZM24 111H25V110H24ZM138 111H139V107H138V110L136 111V112H137L136 114H139ZM152 111H153V110H152ZM188 111H189V110H188ZM217 111H220V110L218 109ZM227 111H228V109H227ZM256 111H257V110H256ZM31 112H32V111H31ZM66 112H67V111H66ZM80 112H81V110H79V113H80ZM150 112H151V111H150ZM150 112H149V113H150ZM203 112H205V110H204ZM207 112H209V111L207 110ZM17 113H18V110H17ZM23 113H24V112H23ZM23 113L20 112V115H22ZM51 113L53 114V111L50 112V116H51ZM79 113H76V114L79 115ZM120 113H121V112H120ZM130 113H132V112H130ZM157 113L159 114L158 111H157ZM157 113H156V114H157ZM160 113H161V112H160ZM221 113H222V112H221ZM221 113H220V114H221ZM225 113H226V112H225ZM29 114H30V113H29ZM29 114H28V115L26 114L25 116L22 115V116H21L22 119H24L25 117L29 118V117H30ZM33 114H34V113H33ZM43 114H42V115H43ZM60 114H61V113H60ZM72 114H74V113H72ZM87 114H88V115H87ZM154 114H155V113H154ZM183 114H186L187 116H189V115H188L189 112H188V114H187V111H186V110H185V112L182 113V115H183ZM218 114H219V113H218ZM257 114H258V112H257ZM0 115H1V114H0ZM18 115H19V113H18ZM20 115H19V116H20ZM35 115H36V114H35ZM61 115H62V114H61ZM69 115H68V118H67V119H69V117H70ZM81 115H85V114L82 113ZM117 115H118V114H117ZM200 115H201V114H200ZM203 115L205 116L206 113H204ZM223 115H224V112H223ZM48 116H49V115H48ZM50 116H49V117H46V118L49 119V120H51ZM66 116H67V113H66ZM66 116H64L65 118L63 117L65 120H67V119H66ZM85 116H86V117H85V118H86L85 120L87 121V118H88V116H90V115H89V113H86ZM137 116H138V115H137ZM139 116H140V115H139ZM149 116H150V115H149ZM187 116H186V117H187ZM207 116H209V118H210V117H211V116H210V113H208ZM6 117H7V116H6ZM23 117H24V118H23ZM53 117H54V119H56V115L52 116V119H53ZM60 117H61V116L59 115V118H60ZM117 117H118V116H117ZM129 117H130V116H129ZM141 117H143V115H142ZM33 118H34V116H33ZM63 118H62L61 120L56 119L57 122L53 120L52 123H51V125L54 126V125H55L54 123L56 122V126H55V127H56L57 129H58V126H59V125L64 126V125L66 124V125L68 126V123H67L66 121H65V124H64V122H63V123L61 122V121H64ZM91 118H92V116H91ZM133 118H135V117L133 116ZM209 118L207 117V119H209ZM218 118H219V116H218ZM218 118H215V120H217ZM220 118L222 119V115L220 116ZM6 119H7V118H6ZM8 119H10V118H8ZM14 119H16V118H14ZM31 119H32V118H30V120H29V124H30V122H31ZM44 119H45V118H44ZM44 119H42V120H43L44 122H45V121L47 122V120H46V119L44 120ZM70 119H71V117H70ZM82 119L84 120V118H80V120H82ZM92 119H93V118H92ZM203 119H206V116H205V118H203ZM4 120H5V119H4ZM25 120H26V118H25ZM34 120H35V119H34ZM49 120H48V121H49ZM72 120H73V119H72ZM89 120H91V119L88 118V121H89ZM141 120H142V119H141ZM141 120H140L139 122H141ZM143 120H145V118H144ZM8 121H9V120H7V123H9ZM58 121H59V122H58ZM67 121H68V120H67ZM78 121H79V120H78ZM96 121H97V120H96ZM96 121H95L94 123L97 124L98 122H96ZM123 121H124V120H123ZM205 121H207V120H205ZM4 122H6V121H4ZM27 122H28V120L25 121V123H27ZM33 122H34V121H33ZM36 122H38V120H37ZM36 122H35L34 127H32L33 130H34L35 126L39 124V123L36 124ZM39 122H40V120H39ZM49 122H51V121H49ZM60 122H61V124H60ZM136 122H137V121H136ZM58 123H59V124H58ZM75 123H76V122H74V124H75ZM90 123H91V122H90ZM209 123H210V122H209ZM23 124H24V120H23ZM29 124H28V125H29ZM33 124H34V123H33ZM63 124H64V125H63ZM86 124H87V123H86ZM88 124H89V123H88ZM131 124H132V123H131ZM26 125H27V124H26ZM44 125H45V124H44ZM47 125L49 126L48 123H47ZM69 125H70V123H69ZM77 125H78V124H77ZM90 125H91V124H90ZM128 125H129V126H132V125H130V124H127L126 126H128ZM135 125H137V124H135ZM39 126H40V128H42V127H41V126H42L41 124H40ZM53 126H52V127H53ZM62 126H61V127L59 126V127L61 128V129H60L61 132L59 131L58 133H60V134H67V133L69 132V134H67V136H68L69 138H68V140H65V141H67L68 144H69L70 139L72 140V138H73V137H70V136L73 135V134H72V133H73L72 130H73L74 128H72V129L69 128V131H66V129H65V131H66L67 133H66V132L62 133V130H63V127H62ZM67 126H66V127H67ZM75 126H76V125H75ZM92 126H94V124H92ZM129 126H128V127H129ZM69 127H70V126H69ZM72 127H73V126H72ZM89 127H90V126H89ZM97 127H98V125H97ZM128 127H127V129H128ZM136 127H137V126H136ZM6 128H7V127H6ZM56 128H55V129H56ZM76 128H77V127H76ZM98 128H99V127H98ZM35 129H37V128H35ZM38 129H39V128H38ZM42 129H43V128H42ZM42 129H40V130H42ZM55 129H54V130H55ZM92 129H93V127H92ZM132 129H133V127H132ZM135 129H136V128H135ZM135 129H133V130L135 131L134 133H136V131H137V130H135ZM15 130H16V129H15ZM58 130H59V129H58ZM70 130H71L72 133L70 132ZM93 130H94V129H93ZM139 130H140V129H139ZM19 131L21 132V129H19ZM24 131L26 132L25 129H24ZM34 131H35V130H34ZM34 131H33V132H34ZM36 131H37V130H36ZM63 131H64V130H63ZM85 131H86V133H84V134H89V133L87 132V130H85ZM4 132H5V131H4ZM38 132H39V130H38ZM56 132H57V131H56ZM93 132H94V131H92V133H93ZM131 132H132V131H131ZM17 133H18V131H17ZM28 133H29V132H28ZM42 133H43V131H42ZM92 133H90V134L92 135ZM8 134H9V132H8ZM23 134H25V133H21V135H23ZM26 134H27V132H26ZM34 134H35V132H34ZM38 134H39V133H38ZM48 134H49V133H48ZM70 134H72V135H70ZM93 134H95V133H93ZM29 135H30V134H29ZM23 136H24V135H23ZM26 136H27V135H26ZM35 136H36V134H35ZM50 136H52V135H50ZM88 136H89V135H88ZM94 136H95V135H94ZM94 136L92 135L91 137H94ZM61 137H63V136L61 135ZM89 137H90V136H89ZM27 138H28V137H27ZM29 138H30V137H29ZM54 138H55V137H54ZM56 138H57V137H56ZM25 139H26V138H25ZM25 139H23V141H24ZM32 139H33V137H32ZM32 139H30V140H32ZM65 139H67V138L65 137ZM0 140H1V139H0ZM56 140H58V138H57ZM59 141H60V139L58 140V143L60 144L61 142H59ZM21 142H22V141H21ZM4 143H5V142H4ZM26 143H27V142H26ZM64 143H65V142H64ZM24 144H25V143H24ZM66 144H67V143H65V146H67ZM30 145H31V144H30ZM61 146H62V145H61ZM63 146H64V145H63ZM181 146H182V147H186L187 145H181ZM50 147H51V146H50ZM46 148H47V147H46ZM56 148H57V147H56ZM20 149H22V147H20ZM47 149H48V148H47ZM51 149H52V148H51ZM51 149H50V150L48 149V151H45V152L48 153V154H49V152H51V154H52ZM22 150H23V149H22ZM44 150H46V149H44ZM22 152H23V151H22ZM53 153H54V152H53ZM54 154H55V153H54ZM36 155H37V154H36ZM46 156H47V155H46ZM52 156H53V154H52ZM55 156H56V155H55ZM53 157H54V156H53ZM40 159H41V158H40ZM91 159H92V158H91ZM93 161H94V160H93ZM93 161H92V162H93ZM93 163H96V161L93 162ZM57 164H58V163H57ZM54 165H55V164H54ZM59 165H60V164H59ZM0 166H1V165H0ZM42 166H43V164H42ZM48 166H49V165H48ZM1 167H2V166H1ZM114 167H115V166H113V168H114ZM113 170H114V169H113ZM109 171H111V168H110ZM192 171H193V170H192ZM107 172H108V171H107ZM107 172H106V174H107ZM116 172H117V171H116ZM97 173H98V172H97ZM101 173H102V172H101ZM108 173H109V172H108ZM106 174L104 173L105 176H108V175H109V174H108V175H106ZM110 174H111V173H110ZM112 174H113V173H112ZM98 175H99V174H98ZM94 176H95V175H94ZM184 176H185V175H184ZM188 176H189V173H188ZM195 176H197V175H194L192 178H194ZM96 178H97V175H96ZM110 178H111V177H110ZM195 178H196V177H195ZM197 178H198V177H197ZM90 179L92 180L93 178H90ZM105 179H106V178H105ZM96 180H97V179H96ZM92 181H93V180H92ZM194 181H195V180H194ZM104 182H106V181H104ZM197 183H198V182H197ZM100 184H101V182H100ZM200 184H201V183H200ZM109 185H110V183H109ZM197 185H199V183H198ZM205 186H206V184H205ZM209 186H210V184H209ZM186 187H187V186H186ZM207 189H209V188H207ZM199 191H201V190H199ZM203 191H204V190H203ZM203 191H202V192H203ZM220 191H221V190H220ZM194 193H195V192H194ZM205 193H206V191H205ZM223 193H225V191H223ZM188 194H190V193H188ZM200 194H201V193H200ZM131 196H132V195H131ZM137 196H138V195H137ZM189 196H190V195H189ZM189 196H188V197H189ZM204 196H205V195H204ZM204 196H203V197H204ZM52 198H53V197H52ZM95 198H97V197H95ZM209 198H210V197H209ZM216 198H217V197H216ZM218 198H219V197H218ZM54 199H55V198H54ZM144 199H145V197H144ZM189 199H190V198H189ZM219 199L223 200L222 198H219ZM191 200H192V199H191ZM221 200H219V202H220L219 204H221ZM141 201H142V200H141ZM173 202H174V201H173ZM190 202H191V201H190ZM93 203H95V202H93ZM164 203H165V202H164ZM186 203H187V202H186ZM191 203H192V202H191ZM214 203H216V200L214 201ZM0 205H2V204H0ZM94 205H95V204H94ZM100 205H102V204H100ZM186 205H188V204H186ZM215 205H216V204H215ZM215 205H214V206H215ZM258 205H259V204H258ZM255 206H256V205H255ZM61 207H62V209H64L63 206H61ZM161 207H162V206H161ZM218 207H219V206L217 205V206H216V209H217ZM224 207H225V206H224ZM247 207H248V206H247ZM66 208H68V207H66ZM236 208H237V207H236ZM239 208H240V207H239ZM242 208H243V207H242ZM248 208H250V207H248ZM248 208H246V210H245V211H246V215H247V210H248ZM251 208H254V209H252V210L254 211V210H256V208H258V206H256V207H253V206H252ZM2 209H3V208H2ZM62 209H59V211H58V215H59V212H60V211H62V213H60V217H61L62 215H63V217L66 216V215H68V213H67V214H66L65 212L63 213V210H62ZM70 209H71V208H70ZM94 209H95V208H94ZM172 209H173V208H172ZM172 209H162V210H161L162 212H161V211H160V212H161L162 215H168V217H167L168 219H170L171 217H172V219L176 217V218H177V222H178V219H179V218H181V217H185V214H187V217H188V216H190L189 213H191V212H189V213L185 212V213H184L183 210L180 211V209H179V211L177 210V212H179V213L181 212V213L179 214L180 217L178 218V216H179L178 214H177V216L174 215L175 217H173V216H171V214H170V212H172V211H171ZM197 209H198V208H196V207H195V209L192 208V210H197ZM200 209H202V207H200ZM218 209H219V208H218ZM218 209H217V210L214 209V211H215V212L217 211V213H219V212H218ZM221 209H222V207H221ZM226 209H227V208H226ZM226 209L223 208V210H226ZM228 209H229V207H228ZM233 209H234V208H233ZM237 209H238V208H237ZM260 209H261V208H258V210H260ZM64 210H66V209H64ZM129 210H130V209H129ZM129 210H127V211H129ZM145 210H146V209H145ZM173 210H176V209H173ZM185 210H186V209H185ZM192 210H191V211H192ZM223 210H222V211L219 210L221 214H222V213L225 214V213H224L225 211H223ZM229 210L232 211V208L229 209ZM131 211H132V210H131ZM189 211H190V210H189ZM202 211H203V209H202ZM205 211H206V212H204V213H205L206 215H208V216H205V218L208 219L207 227H208V226L210 227L212 224H213L214 226L212 225L210 228L208 227V228L205 229V227H206L205 224L207 223V222H206V219L204 220V218H203L204 216L201 215V213H203V212H201L200 214H198V210H197V212L195 211L196 213H194V214H198L197 216H198V217L200 216L201 218H203L202 220H204V221L201 222V219L196 218L197 216H196V217H193V216H195V215H193V216L191 215V217H193V218L191 219V217H190V219L188 220V221H189L188 224L190 225V223H191V225H192V222H191V221L193 220V225H197V223H198V226H199V224H200V227H198V226H197V227H196V226H194V227H189V225L187 224V226L189 227V228L187 229V226L184 228L185 224L182 223V222H185V221H181V222H180V223H182L181 225H184V226H181V225L179 224V225H180L179 227H180V228L183 227L184 229H187V232H183V231H185V230H184L183 228H181V229H183V231H182V230L178 227V228H179V231L181 230V231H182V232L180 231L181 234L186 233L185 236H186V235L189 236V234H191L190 232H193V231L197 228V235H196V230L194 231L195 234H193L194 232L192 233V234L195 235L196 237H197L198 235L200 236V233H203L204 229L206 230V231H204V233L207 232V230H208V231L213 232V233L215 234V236H213L214 234L212 233L213 235L211 234V238H212V237L215 238V237H217L219 234H221V235H219V236H221V237L218 236V238H220L219 240L222 241L223 244H221L222 242H220L221 245H219L218 247L223 248L225 242H227V241H228V238H229V237H227V235H228L227 231L229 230V224H230V222H229V224L226 225L225 222L228 223V219H227V221L222 219V222L219 224V222L221 221V219H220V221H218V220H219L218 217H220V216L216 217L217 215L214 214V215H213L214 218H212V219H218V220H217L218 223H217L215 220H212V219H211V220H212V224H211V223H209V222H211L209 219H210L212 216H210L211 214L209 215V213H212V214H213V213H215V212H213V210H212V211L208 210L209 213L207 212V210H205ZM231 211H230V215H232V217L229 215V216H230V220H229V221H232V218H233L235 215H236V216H235V217H236L235 220L237 221V223H238L240 220H242V218H240V217H239L240 220L237 219V217H238V213H234L235 215H233V213H231ZM236 211H238V210H236ZM245 211H244V212H245ZM248 211H249V210H248ZM250 211H251V209H250ZM250 211H249V213H251ZM253 211H252V212H253ZM182 212H183V213H182ZM255 212H256V211H255ZM255 212H253V213H255ZM0 213H1V211H0ZM102 213H103V212H102ZM129 213H130V212H129ZM154 213H155V215H156V214H158L159 212H158V213L154 212ZM204 213H203V214H204ZM220 213H219V215H221ZM227 213H228V211H227ZM253 213H251V214H253ZM260 213H261V211H260ZM61 214H62V215H61ZM76 214H77V213H76ZM137 214H138V212H137ZM169 214H170V215H169ZM181 214H182V215L184 214V215L182 216ZM191 214H192V213H191ZM228 214H229V213H228ZM240 214H241V212H240ZM242 214H243V213H242ZM256 214H258V213H256ZM74 215H75V214H74ZM82 215H83V213H82ZM82 215H79V214H78V216H79L80 218L84 217V216H82ZM104 215H105V214H104ZM130 215H131V214H130ZM152 215H153V214H151L150 216H148V218L146 217L147 214H146V216L144 215V216H143V219H144V220L141 219L140 217H138V218H139V220L141 219V220L145 223V224H143V222L140 220L141 223H142L143 226H144V225H146V224L148 225V223L150 222V220L153 219V218L155 217V215H153L154 217H153ZM68 216H69V215H68ZM71 216H73V214H71ZM151 216H152V218H149V217H151ZM157 216L160 218V220H158L159 218L155 217V218H154V221L156 220V223H157V220H158V221H160V223H161V220H162V223H161V224H163V223L165 222V221H163V220H166V218H165L164 216H163V217H162V216H159V215H157ZM169 216H171V217H169ZM225 216H228V215L226 214ZM240 216H241V215H240ZM75 217H76V215H75ZM75 217H74V216L72 217V218H74V220H73V219H72V220L75 221V225L77 224L75 227H80L79 225L83 224V225H81V226H82V229H83V226H84V225H85V226H86V225H91V226H92V225H94V223H95V225L92 226L95 232L98 230L99 233H100V230H102V231L104 230L101 224H100V225H101L102 229H101V228H97V230H96V227H98V225L96 226V222H97V220H96V221L93 220L94 223L91 222V224H90L89 220H87L89 223H88V222H87V223H84V222H86L85 219H83L84 221L81 220V222H79V221H80V218L78 217L77 220H76ZM87 217H88V216H87ZM105 217H106V215H105ZM144 217H145V218H144ZM187 217H186V218H187ZM215 217H216V218H215ZM222 217H223V216H221V218H222ZM244 217H245V213H244ZM252 217L254 218V215H252ZM69 218H70V217H69ZM103 218H104V217H103ZM162 218H163V219H162ZM176 218L173 219V221H175V223H176V225H177ZM188 218H189V217H188ZM246 218H248V217H246ZM55 219H56V217H55ZM59 219H60V218H59ZM67 219H68V218H67ZM70 219H71V218H70ZM70 219H69V220H70ZM78 219H79V220H78ZM86 219H88V218H86ZM135 219H136V218H135ZM145 219H147V220H145ZM149 219H150V220H149ZM168 219H167V220H168ZM172 219L170 220L171 222H172ZM184 219H185V218H184ZM184 219H183V220H184ZM57 220H58V219H57ZM61 220H62V219H61ZM65 220H66V219H65ZM102 220L104 221V219H102ZM102 220H101V222H100V220H98L99 223H102ZM107 220H109V219H107ZM121 220H122V219H121ZM121 220L116 221V222H117L116 224H115V222H112V223H111V221H109V223L112 224L111 227L114 226L113 228H115L117 224H118V225H117L118 227L120 226V224H121V226H123V227L120 226L121 228L119 227V228H120V229H118L119 231H118L117 229H116V230L114 229L113 231H114L115 233H114L113 231L110 232L111 237H112L113 233L116 235V237H115V235H113L114 237H112V239L110 238V242L112 241V242H114V244H115V248H112V246H114L113 243H112V245H111V249L114 250V253H111L112 251H111L110 248H109L110 250H107V251H110V253L108 252V254H106V255H102L101 257H100V254H99L100 252H98L99 255L95 254V252H94V254H92V256H93V255H95V256L97 255V256L99 257V258H98V257L96 256L95 260H97V259H105V258H106V259H109V260H112V259H121V258H125V256H127V257L130 258V257H132V256H134V255H139L142 251H144L143 246H145V245H151V243H152L153 241H158V240H160V239H162V238H168L170 235L173 234V232H174V233H177V231H178V228H177V230H175L176 228H175V229H172V228H174V227L172 226V228H171V227H169L168 225H167V226H168L167 228H165L166 226H164V229H160V227L157 225V227H158V229H157V228L155 227V226H156V225H155L156 223L153 222V220H151L150 223H154V225L149 223L150 225H148V226L146 225V226H145L146 229H145V227L142 228L143 226H142L141 224H140V225L138 224L137 220H136V221L133 220V222H131V221H132V220H131V221H130L131 223H130L129 221L127 222V223L130 224L129 226H131V227H129L130 230H132L131 233H129L130 230L127 229V228H128V224H126V221H124L125 223H123V221H122V223H120ZM139 220H138V221H139ZM148 220H149V222L146 223L145 221H148ZM167 220H166V221H167ZM185 220H186V219H185ZM195 220H196V221H195ZM197 220H200L201 223H203V222H206V223H205V224H201V223L198 222ZM4 221H5V219H4V220H1V219H0V225H1V226H0V229H1L0 233H1L2 231L4 232L5 230H3V229H4V228L6 229V228L8 227V224H6V221H5V223H3ZM36 221H37V225H38V223H39L40 221H39V220H36ZM41 221H42V220H41ZM113 221H114V220H113ZM119 221H120V222H119ZM134 221H135L136 223H135ZM170 221H168V223H170ZM179 221H180V220H179ZM224 221H225V222H224ZM1 222H2L3 224H2ZM69 222H70V221H69ZM214 222H215L216 225L214 224ZM78 223H81V224H78ZM99 223H98V224H99ZM119 223H120V224H119ZM139 223H140V222H139ZM165 223H166V222H165ZM165 223H164V224H165ZM175 223L172 222V225H175ZM178 223H179V222H178ZM185 223H187V222H185ZM55 224H56V223H55ZM55 224L52 226V228H54V226H57V225H55ZM68 224H69V223H68ZM210 224H211V225H210ZM3 225H4V226H3ZM35 225H36V223H35ZM40 225H41V222L39 223V226H40ZM42 225H43V224H42ZM51 225H52V224H51ZM65 225H66V224H65ZM126 225H127V226H126ZM165 225H166V224H165ZM191 225H190V226H191ZM201 225H202V226L204 225L205 227L203 228V227H201ZM232 225H233V223H232ZM44 226H45V225H44ZM85 226H84V227H85ZM91 226H90V227H91ZM140 226H142L141 228L143 229V231H144V229H145L144 232H142V231L139 232L140 230H139V231L137 230V229H139ZM2 227H3V228H2ZM60 227H61V226H60ZM69 227H70V229H71L72 225L69 226ZM75 227H73V229H74ZM88 227H89V226H88ZM88 227H87V228H88ZM90 227H89L88 229H87L86 227H85V228H86L87 230H90V229H91ZM99 227H100V226H99ZM118 227H116V228H118ZM124 227H126V230H124V229H125ZM137 227H138V228H137ZM195 227H196V228H195ZM36 228H37V229L39 228V229L35 232L34 228H32V229L34 230L33 232H35V233H32V230H31V233H32L33 235L36 234V236H34V237H36V239H37V238H39V237H37V234L40 235V232H39V231H40V227H36ZM42 228H43V227H42ZM57 228H59V226H57ZM62 228L65 229V227H62ZM67 228H68V227H67ZM161 228H162V225H161ZM170 228H171V229H170ZM201 228H202L203 230H202ZM59 229H60V228H59ZM59 229H57V230H59ZM63 229H60L59 231L56 230V232H55V228H54V231H53V229H52V231H53L54 234H56V237H57V235H59V236H61V238H62L63 235H65V236H63V237H66V235H67V234L65 233L66 231L64 232ZM73 229H72V230H73ZM76 229H77V228H75V230H73L74 233L78 232V231H76ZM80 229H81V227L79 228V231H80ZM82 229H81L82 232H80V233H83V232L85 231V232L83 233L84 235H83V234L81 235L82 238H81L80 236H78V238H79V239H78L77 236H76V234L73 233V234L76 236V237H75V236L72 234V231H71V234H70V235H72V237L74 236L77 240H80V241H81L82 239H85V240H86V239H87V240L89 239L90 241H88V242H87V241H84V240L81 241V242H83V241L85 242L84 247H86L85 245H86V244L88 245V243H90V245H94V246H95V244H91V239L93 240L95 237H97V240H99V239H98V236H99L100 234L98 233L99 235H97V233H96V235H97V236H96V235H95V232H93L92 230H90V232H92V233H90L89 231H87V230H85V229H83V230H84V231H83ZM111 229H112V228H111ZM111 229H110V230H111ZM142 229H141V230H142ZM159 229H160V230H159ZM190 229H191L192 231H190ZM198 229H199V230H198ZM200 229H201L202 232H200ZM225 229H226V230H225ZM67 230H68V229H67ZM77 230H78V229H77ZM120 230H121V232H122V235L119 234V233H121ZM127 230H128L129 232H128ZM171 230H172L173 232H171ZM223 230H224V232H226V234L224 233L226 236L223 237V240H224V238H226V239L224 240L225 242L222 240V236H224V235L222 234V233H223ZM61 231L64 232V234H63ZM98 231H97V232H98ZM175 231H176V232H175ZM179 231H178V232H179ZM198 231H199L200 233H199ZM48 232H49V231H48ZM50 232H51V230H50ZM50 232H49L50 235L47 236L48 239H49V240H48L49 243H50V240L52 241V237H51V236H53V239L55 238V237H54L55 235H54V234L51 235ZM60 232H61L62 234H61ZM67 232H68V231H67ZM86 232H87V233H86ZM127 232H128V233H127ZM220 232H221V233H220ZM31 233H30V234H31ZM69 233H70V232H69ZM69 233H68V234H69ZM89 233H90V234H89ZM93 233H94V235H93ZM187 233H188V234H187ZM198 233H199V234H198ZM85 234H87V235L85 236ZM101 234H102V232H101ZM117 234H118V236H120V235H121V236L117 238ZM216 234H217V235H216ZM2 235H3V234H2ZM47 235H48V234H47ZM77 235H79V234H77ZM91 235H93V236H91ZM183 235H184V234H183ZM231 235H233V234H230V235H228V236H231ZM29 236H30V235H29ZM84 236H85V237H84ZM88 236H89V238H87ZM188 236H187V238L189 239L190 236H189V237H188ZM191 236H192V235H191ZM40 237H42V235H41ZM70 237H71V236H70ZM70 237L67 235V237H66L65 240H67V239L70 238ZM74 237H73V238H74ZM83 237H84V238H83ZM100 237H102V236L100 235ZM109 237H110V236H109ZM202 237H203V239H204V236H202ZM202 237H201V240H202ZM205 237H206V235H205ZM31 238H32V236H31ZM61 238H60V239H61ZM190 238L192 239V237H190ZM193 238H194L193 240L189 239L190 241H192V243H191L190 241H189V242H186L187 245L190 243V244H192V245L194 246V243L196 242L195 239H197V238H195L194 236H193ZM198 238H199V237H198ZM207 238H208V237H207ZM207 238L205 239L204 244L208 242V241L206 242V240H209L208 243H211V242L214 243V242H215V244H216V243L219 244V242L216 241V240H218V238H216V239H213V238H212V240H211V239H207ZM28 239H30V238H28ZM39 239H41V238H39ZM42 239H43V237H42ZM42 239H41V240H42ZM58 239H59V238H58ZM62 239H63V238H62ZM63 240H64V239H63ZM68 240H69V239H68ZM68 240H67L68 244L71 243V244L68 245V246H69V250H72V249H73V248H72V249L70 248L71 245H74V246H72V247H75V246L77 247L78 245H79V248H80V247H83V246H81L82 244H81L79 241L76 240V241H77L78 243H80V244L75 243V242H76L75 239L72 240V238H70V241H68ZM95 240H96V239H95ZM95 240H93V243H95V242H94ZM97 240H96V241H97ZM100 240H101V239H100ZM100 240H99V241H100ZM198 240H200V238L197 239V241H198ZM210 240H211V241H210ZM214 240H215V241H214ZM226 240H227V241H226ZM53 241H54V240H53ZM53 241H52V243H53ZM56 241H58V240L56 239ZM73 241H75V242H73ZM193 241H194V243H193ZM213 241H214V242H213ZM30 242H32V241L30 240ZM54 242H55V241H54ZM58 242H60V244L62 243L61 240L58 241ZM64 242H65V241H64ZM72 242H73L74 244H73ZM84 242H83V243H84ZM97 242H98V241H97ZM107 242H108V241H107ZM35 243H37V242L35 241ZM35 243L33 242V244H35ZM39 243H42V242H39ZM55 243H57V242H55ZM65 243H66V242H65ZM99 243H100V242H99ZM99 243H98V244H99ZM200 243H203V240H202ZM30 244H31V243H30ZM53 244H54V243H53ZM60 244L58 243V246H59ZM62 244H63V243H62ZM62 244H61L60 248L57 247V244H55V245H56V249H57V248L61 249ZM96 244H97V243H96ZM190 244H189V245H190ZM197 244H198V243L196 242L195 245H197ZM35 245H36V244H35ZM35 245H34V246H35ZM51 245H52V244H51ZM99 245H100V244H99ZM101 245H102V243H101ZM101 245H100V247H101ZM108 245L110 246V244H108ZM189 245H188V246H189ZM198 245H201V244H198ZM198 245H197V246H198ZM211 245L213 246L214 244H211ZM32 246H33V245H32ZM34 246H33V247H34ZM36 246H37V245H36ZM94 246H93V247H94ZM190 246H191V245H190ZM197 246H196V248L198 249L199 247H197ZM221 246H222V247H221ZM52 247H53V250H54V249H55L54 245H53ZM76 247H75V248H76ZM90 247H91V246H90ZM93 247L89 248V245H88V248L92 250V251L90 250L92 253H93V251H94ZM95 247H96L95 249L98 251L99 249L97 248V245H96ZM100 247H99V248H100ZM102 247H103V246H102ZM191 247H192V246H191ZM215 247H217V246L215 245ZM75 248H74V249H75ZM48 249H49V246H47V250H48ZM50 249H51V248H50ZM56 249H55V251L57 252V254L60 253V251L62 250V249H61V250L57 249V250H59V251H57ZM86 249H87V248H86ZM86 249H85V250H86ZM89 249H87V250H89ZM105 249H106V248H105ZM197 249H196V250H197ZM260 249H261V252H264V248H261V246H260V244H259L258 241L256 242L255 245H253L251 242H248V243L242 244V246H240L239 248H236V249H233V250H232V252L234 253V257H233V258L240 260V261L242 262V264H244V263L246 264V261H247L248 263H250V264H254V260H255V259H256V262L258 263L259 261H260V262L262 261V260H261V257L264 258V256H262V255L259 253ZM262 249H263V251H262ZM44 250H45V249H44ZM44 250H43V251H44ZM53 250L50 251V252H51L50 254H52V257H54V258H53L54 260H59L60 258H63V256H62L63 254H61V257H60V256H59L60 254L57 255L56 252H54L55 254H53V252H52ZM85 250H82V248H81L80 251L83 253V251L85 252ZM96 250H95V251H96ZM72 251H73V250H72ZM72 251H71V252H72ZM75 251H77V248H76ZM80 251H77L76 253L72 252V253L74 254V256L71 255V256H72V259H76V261H78V260L80 261V259L82 258V256H85V255L87 254V253H85L84 255L81 256V254H80L81 252H80ZM90 251H89V252H90ZM97 251H96V252H97ZM99 251H101V254L103 253V251H102L101 249H100ZM104 251H105V250H104ZM33 252H34V251H33ZM44 252H45V251H44ZM48 252H49V251H48ZM79 252H80V253H79ZM87 252H88V251H87ZM89 252H88V254H89ZM91 252H90V253H91ZM253 252L255 253V256H256V257L253 255V254H254ZM35 253H36V251H35ZM45 253H47V251H46ZM45 253H43V256H44ZM61 253H63V250H62ZM72 253H71V254H72ZM77 253H79V255H78ZM104 253H105V252H104ZM104 253H103V254H104ZM249 253H252V255L250 254V257L247 256L246 258H244V257H245L244 255H248ZM38 254H39V253H37V255H38ZM48 254H49V253H47L46 255H48ZM50 254H49V255H50ZM67 254H68V253H67ZM67 254H66V255H67ZM75 254H77L79 257L77 258V256H76ZM88 254H87V255H88ZM263 254H264V253H263ZM33 255H34V254H33ZM49 255H48V256H49ZM54 255H56L58 258L56 257V258H57V259H56ZM87 255H86L85 257H83L84 260L87 259V257H88ZM90 255H91V254H90ZM217 255L219 256L220 254H217ZM217 255H216V256H217ZM259 255H260L261 257H260ZM80 256H81V258H80ZM216 256H213V258L215 259ZM218 256H217L216 259H220V258H221L220 256H219V257H218ZM253 256H254L255 258L253 259V263H252L251 260L249 261V258H253ZM36 257H37V256H35V258H36ZM40 257H41V258H37L38 261H40V260L42 261V258H44L43 261H50V258H52V257H49V260H45V259H48V258H47V257H46V258H45V257H42V255H41ZM206 257H207V256H205V257L203 256V258H205V259H206ZM208 257H210V256H208ZM211 257H212V256H211ZM259 257H260V259H258ZM33 258H34V257H32V259H33ZM65 258H66V257H65ZM70 258H71V257H70ZM79 258H80V259H79ZM89 258H90V257H89ZM91 258H94V257H91ZM91 258H90V260H91ZM197 258H198V254H197L196 258H195V256H194V259L197 261V264H198L200 258H199V260H198ZM203 258H202V260H203ZM243 258L245 259V260H244V261H245L244 263H243V261H242ZM263 258H262V259H263ZM83 259H82V260H83ZM188 259H189V258H188ZM205 259H204V261H202L203 263H204V262H205V263H206V262H209V261H207L208 258L206 259V261H205ZM210 259H212V258H209V260H210ZM61 260H62V259H60V261H61ZM257 260H258V261H257ZM33 261L36 262V259H33ZM62 261H63V260H62ZM72 261H73V260H72ZM74 261H75V260H74ZM79 261H78V263L80 264ZM91 261L93 262V259H92ZM190 261H191V260H190ZM81 262H83V261H81ZM78 263H77V264H78ZM84 263H85V261H84ZM87 263H89V261H88ZM87 263H85V264H87ZM248 263H247V264H248ZM81 264H83V263H81ZM90 264H91V262H90ZM255 264H256V263H255Z\"/></svg>","mask_w":264,"mask_h":264}]
</instances>
